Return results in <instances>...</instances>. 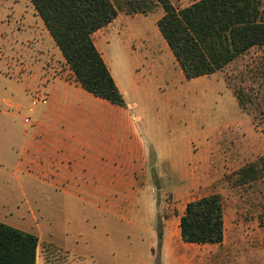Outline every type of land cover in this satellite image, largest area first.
Segmentation results:
<instances>
[{"label": "rangeland", "instance_id": "1", "mask_svg": "<svg viewBox=\"0 0 264 264\" xmlns=\"http://www.w3.org/2000/svg\"><path fill=\"white\" fill-rule=\"evenodd\" d=\"M198 1L171 0L177 9ZM163 15L160 6L148 14L120 11L103 33L125 98L124 107L83 102L101 122L93 141L113 158L103 181L84 187L89 196L47 188L43 198L20 186L24 168L17 171L13 160L2 166L4 154L14 162L20 156L27 131L20 118L44 112L46 105L31 112L30 101L37 91L48 95L55 78L72 84L59 93L95 97L76 87L54 41L42 39L31 1L0 0V219L41 239L38 264H264V48L187 80L157 27ZM250 164L256 178L244 183L240 171ZM212 194L223 197L224 244L184 243L178 221L186 205Z\"/></svg>", "mask_w": 264, "mask_h": 264}, {"label": "trees", "instance_id": "2", "mask_svg": "<svg viewBox=\"0 0 264 264\" xmlns=\"http://www.w3.org/2000/svg\"><path fill=\"white\" fill-rule=\"evenodd\" d=\"M80 86L93 96L124 107L116 84L93 35L110 25L120 11L148 14L160 6L157 27L187 80L223 71L253 48H264L261 0H200L177 9L171 0H30ZM241 90L234 91L244 110ZM251 101L250 96L247 97ZM255 164L240 171L244 183L256 178ZM264 225V215L260 216ZM184 243L221 244L225 237L223 197L212 194L189 202L180 218ZM160 243L163 233H159ZM39 237L0 222V264H37ZM161 246V244H160ZM159 264V263H157Z\"/></svg>", "mask_w": 264, "mask_h": 264}, {"label": "crops", "instance_id": "3", "mask_svg": "<svg viewBox=\"0 0 264 264\" xmlns=\"http://www.w3.org/2000/svg\"><path fill=\"white\" fill-rule=\"evenodd\" d=\"M110 26L111 24L96 32L93 35V41L119 87L115 76L117 64L108 54V39L103 35ZM44 27L41 24L42 39L45 38L50 42L53 39ZM52 49L54 53L59 54L57 46H53ZM172 63V65L178 64L177 60ZM76 84V87L80 86L79 83L76 82ZM61 85L67 89H69L68 87H72V84H69L67 81L55 78L49 87L46 88L49 100L43 110L44 112L35 116L33 121L29 123L25 122V119L23 121L20 118L19 124L25 125L27 129L24 143L21 146L20 156L14 162L9 153L4 154L1 158L2 166L8 160H13L11 165H16L17 171L24 168L25 172L23 175L25 178L22 179L18 176L17 179L23 181L20 183L21 187H33L34 195L44 198L50 192L47 191V188H49L51 191L62 193L68 197H81L85 193L89 196V192H86L84 187H90L92 183L98 185L99 182H102L107 167L111 166L112 164L110 163L113 162V158H110L111 154L108 156V152L101 148L97 141H93L97 137V131L101 125L99 116L96 113H90L87 104L83 103H94L97 105L99 102L97 99L99 98L94 96V99L88 94L80 92L81 97L77 99L74 92L70 90L59 93L57 89ZM16 108L20 110L21 106L17 105ZM106 158H109V163ZM180 218L178 225L180 224ZM0 221L7 225L15 226L7 220L0 219ZM165 228L170 232L168 226ZM176 231L175 244L180 249L182 244L179 243L178 229ZM50 240L56 246L51 238ZM170 243L169 238L164 240V250L167 248L166 246L171 247L172 244L170 245ZM223 244L224 241L216 245L221 246ZM48 264H54V262Z\"/></svg>", "mask_w": 264, "mask_h": 264}, {"label": "built area", "instance_id": "4", "mask_svg": "<svg viewBox=\"0 0 264 264\" xmlns=\"http://www.w3.org/2000/svg\"><path fill=\"white\" fill-rule=\"evenodd\" d=\"M48 103V95L42 91H37L33 94L31 101H30V111L40 105H46ZM25 122H29L28 119Z\"/></svg>", "mask_w": 264, "mask_h": 264}]
</instances>
